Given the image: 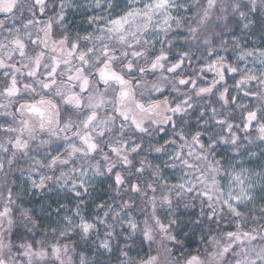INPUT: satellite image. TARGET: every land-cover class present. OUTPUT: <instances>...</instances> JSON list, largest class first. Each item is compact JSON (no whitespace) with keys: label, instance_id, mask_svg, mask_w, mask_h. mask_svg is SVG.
I'll return each mask as SVG.
<instances>
[{"label":"snow or ice","instance_id":"snow-or-ice-1","mask_svg":"<svg viewBox=\"0 0 264 264\" xmlns=\"http://www.w3.org/2000/svg\"><path fill=\"white\" fill-rule=\"evenodd\" d=\"M93 3L0 0V264H264L257 5Z\"/></svg>","mask_w":264,"mask_h":264},{"label":"clouds","instance_id":"clouds-1","mask_svg":"<svg viewBox=\"0 0 264 264\" xmlns=\"http://www.w3.org/2000/svg\"><path fill=\"white\" fill-rule=\"evenodd\" d=\"M62 2V0H49V12H51V9L53 7H59V4ZM189 3H192L193 0H188ZM195 2L199 3L200 0H195ZM206 2V0H205ZM225 3H230L231 0H224ZM238 3L241 4H252L255 3L257 5V10L256 11H250L248 13L249 17H250V22L252 24L253 27H257L259 26L262 22H264V0H237ZM77 3H79L80 5H91V8H87V7H79L77 8L76 5H73V10H72V14L69 17V19L71 20H75L77 24H79L82 20V17L85 15L86 12H88L89 14H91V11L95 9L93 0H77ZM96 11H100V10H96ZM241 43L247 44L250 43L251 41H255L257 44L264 42V34L257 32L255 35L250 34V32H242L241 33ZM223 54H227V53H223ZM169 89L171 88V85L168 86ZM16 171V170H14ZM17 175H19V172H16ZM4 191V180H3V174H0V193H3ZM27 191L29 194H31L34 189L31 187L27 188ZM105 194V189L99 185L96 186L95 190L91 192V195L95 196V195H104ZM67 193H66V189H56L55 187H49L45 190V192L43 193H37L36 194V200H35V204H36V212L37 215H41L42 214V210L39 207V204L41 201L44 200V197H50L51 199L47 200L46 202L51 204L53 207H55V203L54 201H56L58 198L59 199H63L65 204L68 205L67 208H65V211H68L69 208L72 207L71 204H68L67 199H65ZM88 198L86 197V200ZM105 199H107V196H105ZM26 200H29V198H26ZM32 201L29 200V206H31ZM82 209L85 208V204H80L79 205ZM90 206V205H89ZM200 209V205L199 203H195L191 208H187L185 209L183 205H181L179 211L181 213H183L185 216H188L193 210L199 211ZM94 211V209H93ZM119 230V229H117Z\"/></svg>","mask_w":264,"mask_h":264}]
</instances>
